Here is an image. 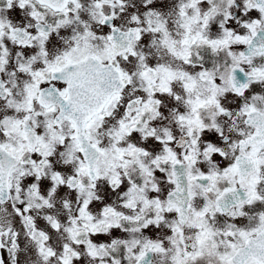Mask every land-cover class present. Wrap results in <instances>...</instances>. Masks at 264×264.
<instances>
[{"label":"snow or ice","instance_id":"obj_1","mask_svg":"<svg viewBox=\"0 0 264 264\" xmlns=\"http://www.w3.org/2000/svg\"><path fill=\"white\" fill-rule=\"evenodd\" d=\"M0 264H264V0H0Z\"/></svg>","mask_w":264,"mask_h":264}]
</instances>
